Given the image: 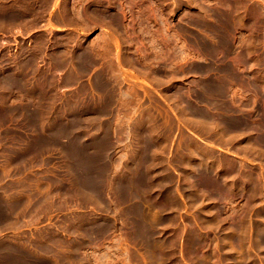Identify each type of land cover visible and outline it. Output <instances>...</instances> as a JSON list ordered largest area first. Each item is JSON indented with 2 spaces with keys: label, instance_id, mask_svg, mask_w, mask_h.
Wrapping results in <instances>:
<instances>
[{
  "label": "rangeland",
  "instance_id": "rangeland-1",
  "mask_svg": "<svg viewBox=\"0 0 264 264\" xmlns=\"http://www.w3.org/2000/svg\"><path fill=\"white\" fill-rule=\"evenodd\" d=\"M0 172V264H264V0H0Z\"/></svg>",
  "mask_w": 264,
  "mask_h": 264
},
{
  "label": "bare ground",
  "instance_id": "bare-ground-1",
  "mask_svg": "<svg viewBox=\"0 0 264 264\" xmlns=\"http://www.w3.org/2000/svg\"><path fill=\"white\" fill-rule=\"evenodd\" d=\"M237 1H238V0H237ZM235 10H236V9H235ZM2 14H3V13H2ZM6 15H7V14H6ZM58 15H59V14H58ZM88 18H89V17H88ZM63 19H64V18H63ZM28 22H29V21H28ZM56 22H57V21H56ZM111 24H112V23H111ZM46 26H47V25H46ZM116 34H117V33H116ZM40 45H41V44H40ZM32 48H33V47H32ZM90 56H91V54H90ZM57 58H58V57H57ZM66 62H67V61H66ZM1 64H2V63H1ZM19 64H20V63H19ZM63 64H64V63H63ZM6 65H7V64H6ZM64 66H65V65H64ZM68 66H69V65H68ZM69 69H70V67H69ZM61 70H62V69H61ZM71 72H72V71H71ZM71 72H70V73H71ZM76 76H77V75H76ZM6 77H7V76H6ZM7 82H8V81H7ZM11 84H12V83H11ZM103 90H104V89H103ZM105 90H106V89H105ZM107 90H108V89H107ZM188 92H189V91H188ZM111 94H112V93H111ZM111 94H110V95H111ZM179 95H180V94H179ZM108 96H109V95H108ZM180 100H181V98H180ZM106 103H107V102H106ZM188 104H189V103H188ZM193 106H194V105H193ZM239 120H240V119H239ZM215 124H216V123H215ZM51 125H52V124H51ZM212 126H213V125H212ZM215 126H217V125H215ZM228 126H229V125H228ZM232 126H233V125H232ZM217 131H218V130H217ZM220 132H221V131H220ZM217 133H218V132H217ZM215 134H216V133H215ZM215 134H214V135H215ZM218 134H219V133H218ZM60 135H61V134H60ZM224 135H226V134H224ZM74 136H75V135H74ZM215 136H216V135H215ZM217 136H219V135H217ZM226 136L228 137V135H226ZM222 137H224V136L222 135ZM217 138L219 139V137H217ZM229 139H230V137H229ZM229 139H227V140H229ZM72 142H73V141H72ZM70 143H71V142H70ZM73 144H74L73 146H74V148H75V153H76V152H77V148H78V147H77V142L75 141V142H73ZM81 144H82V143H81ZM243 146H244V145H243ZM238 147H239V146H238ZM247 147H249V146H247ZM249 148H252V147L250 146ZM188 149H189V148H188ZM242 150H243V149H242ZM257 150H258V149H257ZM75 156H76V155H75ZM83 159H84V158H83ZM89 159H90V158H89ZM79 160H80V159H79ZM131 161H132V160H131ZM93 162L95 163V161H93ZM93 162H88V161H87V162H84L83 165H85V166H86V165H91ZM241 164H242V163H241ZM243 165H244V164H243ZM127 166H128V165H127ZM240 166H241V165H240ZM89 167H90V166H89ZM243 167H244V166H243ZM126 168H127V167H126ZM85 169H87V167H86ZM242 170H245V169L242 168ZM214 171H215V170H214ZM0 173H1V172H0ZM244 173H245V172H244ZM220 174H221V173H220ZM247 174H248V173H247ZM88 176H89V175H88ZM138 176H139V175H138ZM189 176H190V175H189ZM142 177H143V176H142ZM219 177H220V176H219L218 173H216V172L214 173V172H213V179H214V180H213V187H216V184H217V185L219 184V182L216 181V178H219ZM246 177H247V176H246ZM248 177H249V176H248ZM89 179H90V178H89ZM169 179H170V178H169ZM244 179H245V177H244ZM118 181H119V180H118ZM125 181H127V180H125ZM221 181H222V180H221ZM225 181H226V180H225ZM73 182H74V181H73ZM114 182H115V181H114ZM129 182H130V181H129ZM103 184H104V183H103ZM122 184H123V183H122ZM127 184H130V183L127 182ZM127 184H126V185H127ZM238 184H239V183H238ZM243 184H244V183H243ZM73 185H74V184H73ZM78 185H80V183H79ZM119 185H120V184H119ZM225 185H226V184H225L224 182H221V183H220V186L223 187V190L225 189V194H224V196H227L228 194L232 195V194H233V190L230 189V188H228V187H225ZM124 186H125V184H124ZM128 186H129V185H128ZM137 186H138V185H137ZM228 186H229V185H228ZM230 186H231V185H230ZM232 186H233V185H232ZM78 187H79V186H78ZM93 187H94V184H93ZM235 187H236V186H235ZM80 188H81V187H80ZM82 188H83V187H82ZM120 188H121V187H120ZM124 188L127 189V187H124ZM128 188H130V187H128ZM233 188H234V187H233ZM234 189H235V188H234ZM77 190H78V189H77ZM127 190H129V189H127ZM133 190H134V189H133ZM212 190L215 192V193H213L214 195H215L217 192H218V194H219V192H221L219 189H218L219 191H217L216 189H212ZM236 190H237V189H236ZM81 191H82V190H81ZM131 191H132V190H131ZM240 191H241V190H240ZM91 192H92V191H91ZM123 192H125V190H124ZM242 192L244 193L243 190H242ZM83 193H84V195H85L87 192L85 193V190H84ZM100 193H101V192H100ZM126 193H127V192H126ZM128 193H129V192H128ZM240 193H241V192H240ZM243 193H242V194H243ZM80 194H81V193H80ZM87 194H88V193H87ZM119 194H120V193H119ZM119 194H118V195H119ZM131 194H132V192H131ZM134 194H135V193H134ZM218 194H217V195H218ZM82 195H83V194H82ZM82 195H81V196H82ZM84 195H83V196H84ZM89 195H90V194H89ZM89 195H87V197H88ZM94 195H95V194H94ZM94 195H93V196L90 195V196H91V197H94ZM135 195H136V194H135ZM135 195H134V196H135ZM219 195H220V194H219ZM130 196H131V195H130ZM224 196H222V197H224ZM232 196H233V195H232ZM232 196H231V198H232ZM95 197H96V196H95ZM95 197H94V198H95ZM114 197H116V196H114ZM120 197H121V194H120ZM120 197H119V198H120ZM132 197H133V194H132ZM132 197H131V198H132ZM216 197H217V196H216ZM227 197H228V196H227ZM227 197H226V198H227ZM229 197H230V196H229ZM83 198H85V197H83ZM217 198H218V197H217ZM248 198H249V197H248ZM253 198H254V197H253ZM116 199H117V198H116ZM133 199H134V198H133ZM222 199H223V198H222ZM224 199H225V198H224ZM249 199H250V198H249ZM81 200H82V199H81ZM87 200H88V199H87ZM117 200H118V199H117ZM120 200H121V199H120ZM243 200H244V199H243ZM17 201H18V200H17ZM84 201H85V200H84ZM121 201H122V200H121ZM214 201H215V200H214ZM216 201H217V199H216ZM247 201H249V200H247ZM14 202H15V201H14ZM122 202H123V201H122ZM125 202H126V200H125ZM137 202H138V201H137ZM99 203H100V202H99ZM103 203H104V202H103ZM11 204H12V203H11ZM129 204H130V203H128V206H129ZM17 205H19V204L17 203ZM99 205H100V204H99ZM247 205H248V204H247ZM15 206H16V205H15ZM12 207H13V206H12ZM132 207H133V206H132ZM2 208H3V207H2ZM6 208H9V207H6ZM133 208H135V207H133ZM12 209H14V208H12ZM12 209H10V210H11V213H12V211H14V210H12ZM126 209H127V208H126ZM10 210H8V211L10 212ZM127 210L129 211L130 208H128ZM132 210H133V209H132ZM262 210H264V208H263ZM139 212H140V211H138V213H139ZM13 213H14V212H13ZM124 213H125V211H124ZM260 213H261V212H260ZM133 214H134V213H133ZM133 214H132V215H133ZM4 215H5V214H4ZM128 215L131 216L130 213H128ZM125 217H126V216H125ZM127 217H128V216H127ZM7 218H9V216H8ZM86 218H87V216H86ZM88 218H89V217H88ZM88 218H87V219H88ZM132 218H133V217H132ZM135 218H136V217H135ZM75 219H76V218H75ZM82 219H83V218H82ZM82 219H81V220H82ZM91 219H92V218H91ZM105 219H107V217H106ZM129 219H130V218H129ZM126 220H128V219H126ZM135 220H136V219H135ZM139 220H140V219H139ZM84 221H85V219H84ZM104 221H105V220H104ZM141 221H142V220H140V222H141ZM86 222H87V221H86ZM111 222H112V221H111ZM142 222H143V221H142ZM71 223H72V222H71ZM81 223H82V222H81ZM104 223H105V222H104ZM107 223H108V222H107ZM129 223H130V221H129ZM129 223H128V224H129ZM137 223H138V222H137ZM144 223H145V222H144ZM244 223H246V222H244ZM251 223H252V222H251ZM72 224H73V223H72ZM78 224H79V223H78ZM87 224H88V223H87ZM92 224H93V223H92ZM95 224H96V223H95ZM97 224H99V223H97ZM101 224H102V223H101ZM138 224H139V223H138ZM140 224H141V223H140ZM146 224H147V223H146ZM240 224H241V223H240ZM252 224H253V223H252ZM8 225H9V224H8ZM83 225H84V224H83ZM102 225H103V224H102ZM105 225H106V224H105ZM105 225H104V226H105ZM242 225H243V224H242ZM74 226H75V225H74ZM98 226H99V225H98ZM106 226H107V225H106ZM114 226H115V225H114ZM128 226H129V225H128ZM132 226H133V225H132ZM141 226H142V225H141ZM143 226H145V225L143 224ZM146 226H147V225H146ZM146 226H145V227H146ZM83 227H84V226H83ZM83 227L81 228V230L83 229ZM109 227H110V226H109ZM116 227H117V226H116ZM118 227H119V226H118ZM130 227H131V226H130ZM69 228H70V227H69ZM69 228H67V229H69ZM78 228H79V227H78ZM89 228H90V227H89ZM89 228H87V229H89ZM107 228H108V227H107ZM131 228H132V227H131ZM142 228H144V227H142ZM95 229H96V228H95ZM99 229H101V227H99ZM99 229H98V230H99ZM103 229H104V228H103ZM112 229H113V227H112ZM115 229H116V228H115ZM150 229H151V228H150ZM232 229H233V228H232ZM243 229H244V228H243ZM76 230H77V229H76ZM76 230H74V231H76ZM93 230H94V229H93ZM93 230H92V232H93ZM109 230H110V229H109ZM72 231H73V230H72ZM78 231H79V230H78ZM82 231H83V230H82ZM84 231H85V228H84ZM102 231H106V230H102ZM107 231H108V229H107ZM137 231H139V230H137ZM68 232H69V231H68ZM79 232H80V231H79ZM89 232H91V231L89 230ZM94 232H95V231H94ZM97 232H98V231H97ZM141 232H142V231H141ZM242 232H243V231H242ZM258 232H259V231H258ZM70 233H73V232H70ZM76 233H77V232H76ZM76 233H73V236H74ZM86 233H87V232H86ZM95 233H96V232H95ZM102 233H103V232H102ZM77 234H78V233H77ZM89 234H90V233H88V235H89ZM234 234H235V233H234ZM70 235H72V234H70ZM82 235H83V234H82ZM88 235H87V236H88ZM95 235H96V234H95ZM127 235H128V234H127ZM73 236H72V237H73ZM75 236H76V235H75ZM96 236H97V235H96ZM246 236H247V235H246ZM78 237H79V236H78ZM92 237H93V236H92ZM234 237H235V236H234ZM80 238H81V237H80ZM84 238H85V236H84ZM84 238H83V239H84ZM88 238H89V237H88ZM88 238H87V240H88ZM64 239H65V238H64ZM75 239H76V238H75ZM117 239H118V238H117ZM143 239H144V238H143ZM247 239H248V238H247ZM255 239H256V238H255ZM76 240H77V239H76ZM84 240H85V239H84ZM84 240H83V241H84ZM261 240H262V239H261ZM80 241H81V240H80ZM221 241H222V240H221ZM73 242H74V241H73ZM146 242H147V241H146ZM239 242H241V241H239ZM239 242H238V243H239ZM242 242L244 243V241H242ZM253 242H254V241H253ZM254 243H255V242H254ZM155 244H156V243H155ZM152 245H153V244H152ZM155 246H156V245H155ZM241 246H242V245H241ZM252 246H253V244H252ZM259 247H260V246H259ZM167 249H168V248H167ZM148 250H149V249H148ZM145 251H146V250H145ZM65 254H66V253H65ZM67 254H68V253H67ZM65 256H66V255H65ZM75 256H76V255H75ZM78 256H79V255H78ZM67 257H68V256H67ZM80 258H81V257H80ZM80 258H79V259H80ZM85 258H86V257H85ZM75 260H77V259L75 258ZM68 262H69V261H68ZM74 262H76V261H74ZM79 262H81V261H79ZM79 262H78V263H79ZM84 262H85V261H84ZM87 262H88V261H86V264H89V263H87ZM136 262H137V261H136ZM62 263H63V262H62ZM78 263H77V264H78ZM64 264H66V262H65ZM68 264H73V263L70 262V263H68ZM80 264H84V263L81 262ZM151 264H152V263H151Z\"/></svg>",
  "mask_w": 264,
  "mask_h": 264
}]
</instances>
